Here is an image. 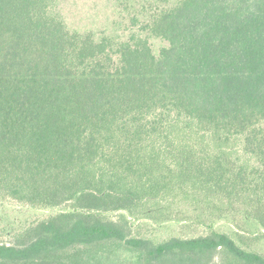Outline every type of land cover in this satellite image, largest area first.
<instances>
[{"label":"trees","instance_id":"obj_1","mask_svg":"<svg viewBox=\"0 0 264 264\" xmlns=\"http://www.w3.org/2000/svg\"><path fill=\"white\" fill-rule=\"evenodd\" d=\"M115 1L125 42L0 0V264H264V0Z\"/></svg>","mask_w":264,"mask_h":264},{"label":"rangeland","instance_id":"obj_2","mask_svg":"<svg viewBox=\"0 0 264 264\" xmlns=\"http://www.w3.org/2000/svg\"><path fill=\"white\" fill-rule=\"evenodd\" d=\"M176 0H170V4ZM57 11L65 23L67 29L72 33L92 32L95 38L108 36L118 42L128 40L130 32H138L128 27V13L123 11L115 0H58ZM132 30V31H131ZM144 36V33H140ZM149 45L154 56H158L160 50L167 44L158 38H149ZM39 214L29 212L14 205H0V242H10L13 238L11 233L23 223L34 219ZM115 217V216H114ZM138 225V222L135 223ZM220 228H223L221 226ZM141 234L167 237V235L191 236L202 232L196 225L180 223L169 231L151 232L146 227H141ZM264 242L260 245L264 247ZM263 245V246H262Z\"/></svg>","mask_w":264,"mask_h":264}]
</instances>
